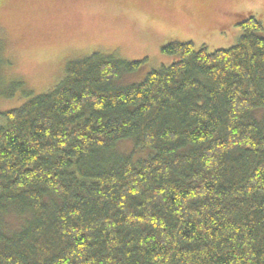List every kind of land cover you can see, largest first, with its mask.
<instances>
[{"label": "trees", "instance_id": "obj_1", "mask_svg": "<svg viewBox=\"0 0 264 264\" xmlns=\"http://www.w3.org/2000/svg\"><path fill=\"white\" fill-rule=\"evenodd\" d=\"M237 27L164 46L178 60L137 84L117 82L140 62L68 61L0 113V264H264V27Z\"/></svg>", "mask_w": 264, "mask_h": 264}, {"label": "rangeland", "instance_id": "obj_2", "mask_svg": "<svg viewBox=\"0 0 264 264\" xmlns=\"http://www.w3.org/2000/svg\"><path fill=\"white\" fill-rule=\"evenodd\" d=\"M249 16L264 27V0H0V113L53 89L68 61L97 52L140 62L117 82L137 84L178 60L164 46L227 49L241 35L240 19ZM256 35L264 38V30ZM115 150L131 153L132 144ZM2 222L9 230L18 226L13 216Z\"/></svg>", "mask_w": 264, "mask_h": 264}]
</instances>
